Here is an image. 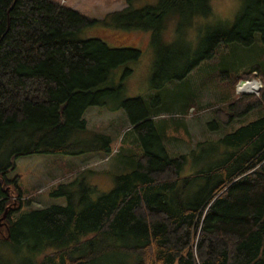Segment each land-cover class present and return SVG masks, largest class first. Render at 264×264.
<instances>
[{
    "label": "trees",
    "instance_id": "16d2710c",
    "mask_svg": "<svg viewBox=\"0 0 264 264\" xmlns=\"http://www.w3.org/2000/svg\"><path fill=\"white\" fill-rule=\"evenodd\" d=\"M209 1L158 0L134 9L132 0H125L124 9L90 20L50 0H0V217L6 225L1 243L39 253L30 264H96L107 257L121 264H264V114L219 138L215 162L182 178L187 155L166 154L144 100H123L121 109L143 149L129 163L132 170L116 176L107 193L84 182L77 193H66L73 183L60 184L53 195L65 196L64 206L12 219L18 209L11 207L10 193V184L18 189V176L6 178L14 170L12 160L110 152L108 142L96 148L82 138L83 116L115 92L107 86L112 71L136 61L140 52L112 48L101 38L80 40V31L100 23L114 34L150 32L159 66L170 60L160 39L167 19L175 13L190 19L208 16ZM245 4L230 24L209 27L201 38L206 49L177 79L213 57L219 46L250 47L253 32L261 33L264 43V0ZM189 55L178 58L188 62ZM254 72L264 80V63L227 74L231 89ZM262 100L264 88L260 98L240 95L227 103L222 123L260 108ZM197 178H205L206 186L188 196Z\"/></svg>",
    "mask_w": 264,
    "mask_h": 264
},
{
    "label": "rangeland",
    "instance_id": "374dc122",
    "mask_svg": "<svg viewBox=\"0 0 264 264\" xmlns=\"http://www.w3.org/2000/svg\"><path fill=\"white\" fill-rule=\"evenodd\" d=\"M50 1L77 11L90 20L102 19L111 11L126 5L125 0ZM245 1L210 0L211 13L208 16L190 19L175 13L173 17L166 18L160 39L170 60L168 63L160 62L159 66L156 65L157 47L151 43L150 32L129 30L114 34L111 28L100 23H93L81 30L78 34L80 40L101 38L112 48L140 52L136 61L128 60L112 71L107 86L115 92L104 99L103 105L88 108L83 116L86 131L81 134L82 138L92 142L96 148H104L108 142L110 152L100 150L76 156L39 154L12 160L14 170L6 175L11 181L18 176V189L10 184L13 198L11 207L18 208L12 219L34 209L64 206L66 197L53 195L60 184L73 183L72 187L66 189V193H77L82 182L95 185L99 193H107L113 188L116 176L132 170L129 163L136 162L143 149L130 131L131 126L121 109V102L126 99L141 98L146 102L169 157L187 155L182 178L211 166L215 162L214 149H217L215 143L219 138L264 114L262 100V106L246 116L228 124L221 121L225 119L224 113L228 112L227 103L241 95L236 92V85L241 80H258L262 88L258 95L252 96L260 98L264 80L258 73L254 72L249 78L237 81L233 89L226 77L227 74L244 71L258 64L255 53L251 46L222 45L216 49L213 57L200 61L186 77L177 78L206 49L201 38L206 37L209 27L221 23L230 24L236 15L243 13ZM157 2L132 0V8L141 9ZM185 55L190 56L188 62L180 61L178 57ZM156 73L158 75L154 77ZM200 142L206 143L197 146ZM205 183V178L194 179L188 187L187 195L193 197L196 192L200 194ZM1 226L0 238L4 240L6 225L3 221ZM38 256L39 253L25 254L17 247L0 242V264H30ZM96 264H121V261L107 257Z\"/></svg>",
    "mask_w": 264,
    "mask_h": 264
},
{
    "label": "built area",
    "instance_id": "2783aa9c",
    "mask_svg": "<svg viewBox=\"0 0 264 264\" xmlns=\"http://www.w3.org/2000/svg\"><path fill=\"white\" fill-rule=\"evenodd\" d=\"M262 88L258 80L240 81L236 85V92L241 95H258Z\"/></svg>",
    "mask_w": 264,
    "mask_h": 264
},
{
    "label": "crops",
    "instance_id": "0c3cea01",
    "mask_svg": "<svg viewBox=\"0 0 264 264\" xmlns=\"http://www.w3.org/2000/svg\"><path fill=\"white\" fill-rule=\"evenodd\" d=\"M125 6L126 5L123 4L122 7H120L118 10H114V11H120V10L124 9ZM114 11H111V12H114ZM99 20H101V19H99ZM252 38H253V44L251 47L253 48V53H255V56H256L255 59L258 63H264V56L262 55V52H264V43L262 40V35L259 32H253Z\"/></svg>",
    "mask_w": 264,
    "mask_h": 264
},
{
    "label": "flooded vegetation",
    "instance_id": "af4514ba",
    "mask_svg": "<svg viewBox=\"0 0 264 264\" xmlns=\"http://www.w3.org/2000/svg\"><path fill=\"white\" fill-rule=\"evenodd\" d=\"M3 219H4V216H1V217H0V222H1V223H0V228L2 227V226H1V225H2V221H1V220H3ZM0 237H2L1 233H0Z\"/></svg>",
    "mask_w": 264,
    "mask_h": 264
}]
</instances>
